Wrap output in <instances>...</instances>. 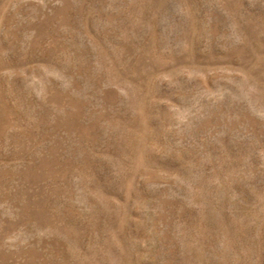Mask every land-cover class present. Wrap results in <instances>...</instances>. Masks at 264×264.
<instances>
[{
    "label": "rangeland",
    "instance_id": "obj_1",
    "mask_svg": "<svg viewBox=\"0 0 264 264\" xmlns=\"http://www.w3.org/2000/svg\"><path fill=\"white\" fill-rule=\"evenodd\" d=\"M0 264H264V0H0Z\"/></svg>",
    "mask_w": 264,
    "mask_h": 264
}]
</instances>
